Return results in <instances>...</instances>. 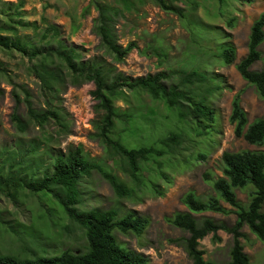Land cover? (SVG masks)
I'll return each mask as SVG.
<instances>
[{"label":"trees","instance_id":"obj_1","mask_svg":"<svg viewBox=\"0 0 264 264\" xmlns=\"http://www.w3.org/2000/svg\"><path fill=\"white\" fill-rule=\"evenodd\" d=\"M151 1L163 11L185 17L184 9L172 2ZM186 1L197 4L195 0ZM92 2L98 11L93 31L99 37V48L104 49V55L109 56L112 62L120 63L137 45L130 41L123 46L117 41L113 25L120 10L116 5L99 0ZM113 2L127 10H137L131 0ZM219 2L222 4L223 0ZM11 5L14 6V11L6 13L4 19H0V46L13 48L28 58L32 63L31 73L39 82L43 95L59 93L67 84H94L95 88L90 94L96 101V110L101 114L93 122L94 137L102 146L104 154L116 159L122 177L103 159L85 155L80 146H70L65 152L60 149H45L48 164L41 171L35 169L27 177L25 174L20 175L19 171L27 174L30 172H26V164L35 160V156L31 158L29 154L36 153L37 145L30 143L21 157L18 160L13 158L12 162L10 150H5L7 157L4 162L8 163L10 173L3 175L0 169V192L13 200L18 189L52 195L58 208L83 229L85 243L79 250L65 248L50 255L20 257L0 253V264H149L146 255L123 245L116 233L132 234L142 245L151 224L150 217L140 215L135 210L122 211L118 205L81 209L80 181L96 172L110 185L119 199L139 202L143 193L163 196L165 189L159 179L166 186H171V173L182 172L194 161L205 159L209 154V150L202 148V143L205 144L208 139L201 137L217 133V115L209 100L211 94L219 89L216 75H209L205 69L193 67L132 77L118 71L115 64L101 55L84 59L77 46L58 38L59 27L52 23H47L36 45L29 36L19 35V28L28 27L33 31L39 28L36 22L23 19L21 8L24 1L19 0ZM235 21L236 18L231 17L226 22L232 28ZM188 25L192 36L194 27L191 22ZM213 29L225 32L218 27ZM263 41L264 10L251 23L247 52L235 64L242 79L254 87L257 96L264 102V68L251 69L261 59L259 46ZM216 50V56L223 64L229 65L235 61L236 50L230 42L218 43ZM155 55L161 57L157 52ZM23 91L29 122L43 127L54 120L65 126L60 113L53 108L48 97L45 99L46 108L36 109L29 100L30 94ZM128 94L134 98L146 94L152 101L162 103L175 116V123L166 125V132L155 139V118L139 114L137 109L117 105L118 101L129 104ZM240 94L241 92H236L231 100L229 121L233 124L234 135L242 137L250 145L263 146L264 118H255L249 122L240 105ZM14 96L16 102H19L18 95ZM12 118L15 127L23 132L27 124L16 114ZM193 139L198 146L191 151L190 143ZM20 166L23 167L19 169ZM216 168L220 175L213 170L202 173V180L210 186L214 195L201 198L188 190L181 196L187 211L165 217L168 224L188 233L187 237L171 238L169 242L182 246L191 259V264H216L205 259V250L201 248L200 240L212 233V241L218 242L220 237L217 231L223 230L231 235L228 260L224 264H252L250 257L243 251L241 239L245 234L241 229L244 225L247 226L264 244V150H224ZM249 185L252 189L248 188ZM236 189L246 192L247 204L237 199ZM221 201L231 209L224 208ZM204 212L234 214L236 220L229 227L211 218L194 217L195 214Z\"/></svg>","mask_w":264,"mask_h":264},{"label":"rangeland","instance_id":"obj_2","mask_svg":"<svg viewBox=\"0 0 264 264\" xmlns=\"http://www.w3.org/2000/svg\"><path fill=\"white\" fill-rule=\"evenodd\" d=\"M19 0H0V19L6 13L14 11L11 3ZM21 8L25 21L36 22L37 31L31 28H19V35H27L37 45L39 35L47 23L59 27V39L73 43L79 48L84 59L93 56H103L108 62L115 64L118 71L137 77L154 74L159 71L205 69L209 75H216L219 89L209 97L210 104L217 115V133L201 137L208 139L202 148L209 150L205 159H198L182 172L171 173L173 184L164 187L163 196L141 194V201L117 198L110 185L96 172L82 178L79 184L82 204L81 209L109 208L118 205L122 211L135 210L140 215L150 217L143 244L132 234L116 233L118 240L126 247L143 253L149 258V264H191V259L182 246L169 242L171 238L187 237L188 233L168 224L165 217L176 212L187 211L181 201V196L192 190L197 196L206 198L214 195V191L202 180V173L216 168L222 151H237L240 149L264 150L263 146L246 143L242 137H236L233 124L229 121L231 100L236 92L240 94V105L246 112L248 121L264 118V102L259 99L253 86L247 84L235 68L247 52V36L251 23L264 10V0H195L196 5L186 0H167L184 9V18L161 10L151 0L134 1L137 10H127L113 0H99L116 5L120 13L115 16L114 32L117 41L125 46L134 41L137 48L133 49L120 63H114L104 55V49L99 48V37L94 33V23L98 11L92 0H23ZM80 7V8H79ZM69 17L77 25L74 29L56 20L59 16ZM235 17V26L230 28L227 20ZM79 22V23H77ZM191 22L193 35L188 31ZM200 22V23H199ZM213 27L224 29L214 30ZM211 41V43H210ZM221 42H230L236 50V58L232 64L226 65L216 56V46ZM41 45V44H39ZM210 48V50H209ZM261 59L256 61L251 69L264 68V41L259 46ZM155 52L161 54L158 58ZM28 58L17 50L0 46V169L3 175L10 170L5 150H10V162L18 160L30 143L37 145L32 163L26 164V172L20 175L29 176L35 169L40 171L49 159L45 149H60L65 152L70 146L81 147L83 153L90 158H101L122 177L116 159L108 158L102 146L94 137L93 122L100 118V112L95 108L96 101L90 92L95 88L92 82L80 86L67 84L59 93L43 95L40 84L32 75ZM27 91L29 100L36 109L46 108L45 99H50L53 108L61 115L65 126L54 120L43 127L29 122L25 104ZM15 94L19 97L16 102ZM130 95L129 104L118 101L117 105L124 108L137 109L139 114L155 118L154 138L162 137L166 125L175 123V116L162 103L152 101L146 94L139 97ZM136 111V110H134ZM13 114L18 115L27 124L23 132L15 127ZM191 151L198 144L196 140L190 143ZM23 167V166H22ZM21 166L19 169L22 168ZM144 173V172H143ZM147 175V174H145ZM251 188V185L248 186ZM237 199L247 204L246 192L236 189ZM226 209L231 207L220 202ZM54 207V209H50ZM197 219L211 218L217 223L232 226L236 220L234 214L204 212L195 214ZM241 231L245 237L241 239L243 251L250 257L252 264H264V244L260 242L247 228ZM220 241H212V233L200 240V246L205 250V259L216 264H224L228 260V250L231 235L218 230ZM85 243L83 229L71 221L56 205L50 194L31 193L27 189L15 191L14 200L0 192V253L14 254L20 257H32L34 254H54L65 248L79 250Z\"/></svg>","mask_w":264,"mask_h":264},{"label":"crops","instance_id":"obj_3","mask_svg":"<svg viewBox=\"0 0 264 264\" xmlns=\"http://www.w3.org/2000/svg\"><path fill=\"white\" fill-rule=\"evenodd\" d=\"M56 21L58 23L64 24L65 28H67V30L74 29L77 26V25H75V22L73 20H71L69 17L67 18V17L63 16V11H62V16H59ZM77 23H79V22H77Z\"/></svg>","mask_w":264,"mask_h":264},{"label":"clouds","instance_id":"obj_4","mask_svg":"<svg viewBox=\"0 0 264 264\" xmlns=\"http://www.w3.org/2000/svg\"><path fill=\"white\" fill-rule=\"evenodd\" d=\"M223 152V151H222ZM222 154V153H221Z\"/></svg>","mask_w":264,"mask_h":264}]
</instances>
